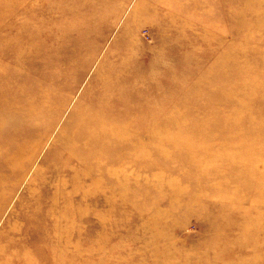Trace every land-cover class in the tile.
I'll use <instances>...</instances> for the list:
<instances>
[{"label": "rangeland", "instance_id": "1", "mask_svg": "<svg viewBox=\"0 0 264 264\" xmlns=\"http://www.w3.org/2000/svg\"><path fill=\"white\" fill-rule=\"evenodd\" d=\"M28 36L35 40L30 56L26 48L15 49L26 46ZM119 66L136 69L157 88L151 97L157 102L158 145L143 135V168L126 169L123 189L116 188L118 176L111 177L69 218L70 243L45 248L54 230L44 222V239H38L30 218L35 206L26 204L22 212L20 202L76 107L97 102L107 71ZM3 91L13 99L6 114L19 125L8 122L1 142L13 140L11 129L30 130L27 146L36 152L18 178L16 169H2L0 263L264 264V162H248L264 155V0H0ZM244 91L255 95L242 119L251 121L241 127L257 129L254 144L207 141L185 129L208 114L216 121L237 107L236 101L224 105L217 98L233 93L239 102ZM178 115L179 127L171 126ZM170 135L172 141L164 140ZM240 150L245 159L237 155ZM237 167L245 177L237 175L234 194L224 176ZM242 211L252 224L242 233L248 248L240 254L243 249L231 241L240 233ZM57 218L62 235L67 216ZM15 225L14 242L8 231ZM223 247L231 258L217 255Z\"/></svg>", "mask_w": 264, "mask_h": 264}, {"label": "bare ground", "instance_id": "2", "mask_svg": "<svg viewBox=\"0 0 264 264\" xmlns=\"http://www.w3.org/2000/svg\"><path fill=\"white\" fill-rule=\"evenodd\" d=\"M171 1L174 4L178 0ZM170 11L172 12V9ZM25 44L26 46L15 47V49L26 48L25 55H32L31 48L35 44L32 36H28ZM148 66L153 68V62H149ZM117 69L116 72L112 69L107 71V76L101 81L102 88L99 90L100 95L97 102L91 101L84 108L76 107L75 112L77 113H74L65 124L52 147L45 154L26 189L25 196L20 202L22 212L25 210L26 204L30 203L35 206V208H32L33 212L30 218L32 217L35 221L33 229L38 239H41V241L44 239L43 231L46 227L44 222H49V229L54 230V237H51L53 242L49 240L50 242L47 243L45 240L43 242L45 248L51 247V245L54 247L61 242H64L65 246L70 243L74 237V231H72L74 218L71 221H69V218L80 214V205L96 198L98 191L106 188L105 186L112 182L111 177L118 176L116 178V188L123 189L122 187L126 185L124 182L129 177V172L127 175L125 174L126 169L134 167L140 170L143 168V160L148 158V155L144 153L143 135H146V138L148 137L150 145H158V109L154 107L157 102L151 97L157 93V88H150L149 78L132 67L119 66ZM3 93L0 95V121L3 122L4 128H0V132H3V129H8V122L16 127L19 125V119L13 114L12 116L6 114L7 111H11L10 105L13 104L10 102L13 99L9 93L8 95L5 91ZM232 94H221L217 98V103L225 105L228 101H236V108L215 116L216 121L212 120L208 114L195 128H188L187 126L185 129H189L192 133L202 134L200 138L207 141L222 139L227 143H240L239 147L244 146L247 141H252L254 144V140H257V129L245 130V132L241 127L244 122L251 121L250 118V120L245 118L243 121L242 119L244 113L250 111L248 101L253 99L255 95L251 91H244V95L240 97L238 102L232 97ZM25 107L22 105V110ZM179 119L180 116H176L170 125L173 127L178 126L180 124ZM253 122H256L254 118H252ZM168 127L169 125H167ZM178 127L177 129H180ZM24 130L20 128L18 130L11 129L13 140L7 142H1L0 140V183L5 175L3 168L7 170L16 169V178H18L35 156V147L27 146V139L31 138L30 133H28L30 130H25L26 132ZM240 131L243 134H239ZM172 137L170 135V139L165 137L164 140L170 142L173 140ZM41 139H43V136ZM40 143L38 142V145ZM9 149L11 150L9 151ZM237 153L240 159H245L246 154L244 152L245 155L241 154V150ZM261 155L256 154L255 159L248 162L258 163L261 160L264 162V155L262 158ZM243 170V168L238 169L237 167L230 171L231 175L224 176L228 183L227 187L234 184L231 187L234 194H237L238 189L237 175L245 177ZM98 175L100 176L96 178ZM133 178H139V174H135ZM160 181L162 182V180ZM225 183L224 180L220 182V185L223 186ZM229 196L227 197L231 200L232 197ZM68 204L73 207H69ZM37 208H42L43 213L40 210L36 211ZM221 210L220 214H223L225 209ZM242 212L244 216H242L240 233H237V239L231 241L235 243L234 246L238 245V249H243V252L238 250L240 254L245 253L248 248L242 233L252 224L251 221L247 220L246 211ZM59 213H65L67 216V222H65L67 226L62 235L60 233L62 219L57 218ZM211 221L215 223L216 219L211 218ZM17 229L18 225L10 226L8 231L11 233L14 242V231L17 232ZM19 242L22 244V238L19 239ZM231 252L228 247H223L222 252L217 255L221 258H231L233 255ZM23 253L28 254L25 250ZM240 262L245 264L244 259L238 261V263Z\"/></svg>", "mask_w": 264, "mask_h": 264}]
</instances>
